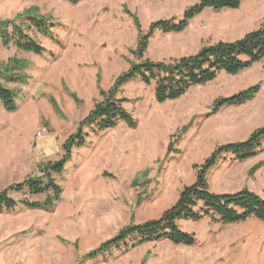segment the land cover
<instances>
[{"label": "rangeland", "instance_id": "rangeland-1", "mask_svg": "<svg viewBox=\"0 0 264 264\" xmlns=\"http://www.w3.org/2000/svg\"><path fill=\"white\" fill-rule=\"evenodd\" d=\"M193 3L0 0V19L24 23L19 15L29 11L56 24L47 34L34 27L28 30L46 49L41 55L0 46V63L11 58L26 62L18 70L22 82L4 81L0 74V81L17 93L15 111L0 103V190L29 177L44 179L40 168L65 154L62 143L104 99L101 91H108L133 63L167 62L202 46L235 40L264 19V0H245L236 9L206 8L181 32L154 30L139 58V34L147 33L156 20L177 22ZM256 83L264 93V60L235 75L221 72L214 80L161 103L155 100L153 83L135 79L123 85L116 97L125 98L123 106L136 125L120 121L98 133L82 127L87 132L85 144L73 147L62 172L52 174L62 192L48 210L20 203L24 198L42 202L45 194H9L17 205L0 209V264H188L189 252L165 240L94 258L83 255L129 223L157 218L174 203L182 187L196 178L193 164L206 158L202 155L207 147L197 151L202 142L216 146L233 142L229 140L234 137L237 114L246 118L248 101L207 116L212 101ZM41 129L44 134L38 136ZM207 182L213 192L246 187L264 198V151L243 161L223 154L207 172ZM179 227L193 231L201 242L198 247L210 241L211 260L206 258L204 264H264L263 220L223 224L204 218L184 220Z\"/></svg>", "mask_w": 264, "mask_h": 264}, {"label": "trees", "instance_id": "trees-1", "mask_svg": "<svg viewBox=\"0 0 264 264\" xmlns=\"http://www.w3.org/2000/svg\"><path fill=\"white\" fill-rule=\"evenodd\" d=\"M78 3L81 0H67ZM245 0H194L187 7L181 18L172 20L160 19L153 21L147 33L139 34L137 55L143 57L148 40L154 30L164 32L183 31L195 15L206 8L213 10L236 9ZM24 23H17L14 19H0V46L13 45L16 48L41 55L46 49L28 34L34 27L45 34L51 33L56 26L54 22H47L25 11L19 15ZM49 24V25H48ZM50 32H48V29ZM264 60V19L259 26L246 32L240 38L232 41H218L214 44L202 46L197 52L164 61L140 60L133 63L113 82L108 91H101L104 99L94 105L93 109L78 123L76 132L70 134L62 143L64 155L40 168L46 177H29L20 183L10 185L0 190V209L10 210L17 205V201L9 194L15 191H25L29 197L45 194L42 202L24 198L20 201L30 209L48 210L60 198L62 189L56 183L52 174H60L64 164L70 159L73 147H82L86 142L88 128L92 133H98L115 127L122 121L130 127L136 125L135 119L124 108L125 98L116 95L123 85L138 79L144 84H154V97L159 103L174 100L184 95L195 85L205 84L214 80L221 72L235 75L254 63ZM26 62L21 59H9L0 63L4 74V81L22 82L23 75L18 70L25 67ZM260 90V84H253L245 89L227 96H219L212 101L210 111L214 114L224 106H238L251 99ZM0 103L7 111L17 109V93L13 88L5 86L0 81ZM264 151V124L255 128L245 139L227 142L216 146L200 164H193L196 178L193 183L184 185L175 202L166 208L159 217L135 223L131 222L121 228L114 236L101 242L90 250L83 258H94L111 253L112 250L126 251L147 242L167 240L176 245L191 246L196 243L193 232H186L179 227V221H199L208 218L211 222L223 224L243 222L249 218L264 221V198L246 187L235 192L217 193L210 190L207 182V172L213 167L223 154L232 155V160L243 161ZM260 165L251 169V173Z\"/></svg>", "mask_w": 264, "mask_h": 264}, {"label": "crops", "instance_id": "crops-1", "mask_svg": "<svg viewBox=\"0 0 264 264\" xmlns=\"http://www.w3.org/2000/svg\"><path fill=\"white\" fill-rule=\"evenodd\" d=\"M254 64H256V63H254ZM261 90H262V88L259 90V92L257 93V95L253 99H251L250 101L245 103V104H247V107L245 108L246 112H244V114L246 115V118H240V114H237V116L235 118V124H234L235 130L232 133L234 137L229 141L243 140L249 135V133L252 130H254L255 128L264 124V93H261L260 92ZM229 107H239V105L238 106H229ZM207 144H209V143H206V142L203 143L202 142V146L197 148V151H198V149H200V148L207 147V149L203 152V155H202L203 158L207 157L216 146V144L214 145V143L212 145H207ZM231 158H232V155H231ZM211 168L209 170H211ZM194 180H195V177H194ZM194 180L192 182H190L189 184L193 183ZM236 191H238V190H236ZM225 192H229V191H225ZM231 192H233V191H231ZM182 221L183 220H181L179 222H182ZM187 232H190V231H187ZM165 241H167V240H165ZM169 243H171V242H169ZM196 243L194 245H191V246L182 245L184 250L188 251L189 252L188 255H190L189 260L187 261L188 264H204L206 258L208 260H211V257L209 255V250H208V248H209L208 246L210 244V241L207 242L206 247H204V246L198 247V243L199 244L201 243V242H198V240H196ZM173 245H176V244H173ZM210 254H211V252H210Z\"/></svg>", "mask_w": 264, "mask_h": 264}, {"label": "built area", "instance_id": "built-area-1", "mask_svg": "<svg viewBox=\"0 0 264 264\" xmlns=\"http://www.w3.org/2000/svg\"><path fill=\"white\" fill-rule=\"evenodd\" d=\"M43 134H44V130H42V129L39 130V131L37 132V135H38V136H41V135H43Z\"/></svg>", "mask_w": 264, "mask_h": 264}]
</instances>
